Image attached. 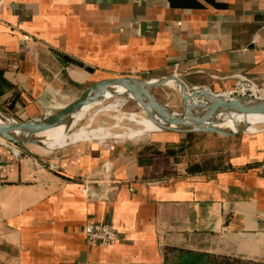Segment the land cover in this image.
Listing matches in <instances>:
<instances>
[{"label": "crops", "instance_id": "obj_1", "mask_svg": "<svg viewBox=\"0 0 264 264\" xmlns=\"http://www.w3.org/2000/svg\"><path fill=\"white\" fill-rule=\"evenodd\" d=\"M169 76L264 98V0H0V113L17 122L105 79ZM150 91L181 111L173 87ZM88 223L108 225L114 243L88 245ZM165 247L264 264V132L48 153L0 139V264H163Z\"/></svg>", "mask_w": 264, "mask_h": 264}, {"label": "water", "instance_id": "obj_2", "mask_svg": "<svg viewBox=\"0 0 264 264\" xmlns=\"http://www.w3.org/2000/svg\"><path fill=\"white\" fill-rule=\"evenodd\" d=\"M164 85L173 87L180 95V112L174 111L152 96L151 89ZM109 99L131 101L140 109L153 126V130L141 138L153 133H212L221 137H232L246 133L247 125L242 123L238 129L226 131L217 128L223 119L235 116H257L264 119V98L258 93L253 95L250 91H245L225 95L213 94L203 87H188L177 76L149 80L121 77L105 79L89 86L75 101L45 119L17 122L0 113V138L22 149L35 147L55 152L73 144L58 145L55 140L79 128L76 126L77 121L75 122L79 114L84 115L92 106ZM256 126H264V122L257 123ZM258 132L264 130L254 129L250 133Z\"/></svg>", "mask_w": 264, "mask_h": 264}, {"label": "rangeland", "instance_id": "obj_3", "mask_svg": "<svg viewBox=\"0 0 264 264\" xmlns=\"http://www.w3.org/2000/svg\"><path fill=\"white\" fill-rule=\"evenodd\" d=\"M161 96L163 97L164 95H161ZM164 97H165V99L167 98L166 96H164ZM175 97L176 96L173 95V97H172V95H171V99L170 100L168 99V100L170 102H173V105L176 106V108H179L180 106L174 100ZM117 101H119V100L109 99V100L104 101L100 104H96V105L92 106L91 108H89L86 111V113L82 116V118L77 122L76 126L77 127H83V128L88 129V130H100V128L101 129L104 128L103 129L104 131L107 130L109 133H114V134H122V133L125 134V133H131V131H129V130H140L141 126L139 124H137V122H135V121H139L140 118H145L144 115L142 114V112L140 111V109L131 101H121V100H120L122 102L121 106L118 108H114L112 105L115 104V102H117ZM178 110H182V109L179 108ZM117 113H119V114H117ZM128 116H129V118L133 116L137 120L133 121V120L129 119ZM125 117H127V118H125ZM111 118H113V119H111ZM115 118L117 121L115 120ZM90 122H91V124H90ZM99 124H101V125L103 124V125L101 126ZM254 129H257V131L264 130V126H256ZM246 133L251 134L250 132H246ZM124 140H135V138H133V139H122V140L117 139V140H111V141L110 140H104L101 142L108 144V143H114V142L124 141ZM80 142H89V141H80ZM91 142H100V141L92 140Z\"/></svg>", "mask_w": 264, "mask_h": 264}, {"label": "bare ground", "instance_id": "obj_4", "mask_svg": "<svg viewBox=\"0 0 264 264\" xmlns=\"http://www.w3.org/2000/svg\"><path fill=\"white\" fill-rule=\"evenodd\" d=\"M253 95L256 94V92H251ZM113 101V100H112ZM109 102V101H108ZM110 103V102H109ZM121 101H117L115 102V104H113L112 106L114 108H118L121 106ZM125 103V102H124ZM107 104V103H106ZM111 104V103H110ZM99 109V108H98ZM103 109V108H102ZM109 110V109H108ZM112 110V109H111ZM96 111V110H95ZM99 111V110H98ZM116 113V112H115ZM108 114V113H107ZM119 114V113H117ZM130 114V113H129ZM126 115V114H125ZM83 114H79L75 120V122L79 121L82 118ZM92 117V116H91ZM124 118V117H123ZM127 118V117H125ZM129 118V116H128ZM90 119V118H89ZM113 119V118H111ZM129 119L135 121L137 119H135L133 116L130 117ZM116 120V118H115ZM119 120V119H118ZM130 120V121H131ZM103 121V120H102ZM108 121V120H107ZM117 121V120H116ZM114 122V121H113ZM122 122V121H121ZM137 122V124H139L141 126L140 130H129L131 131V133H122V134H114L113 133H108L109 135H107L106 137H103L104 135H102L103 133V129L102 130H88L86 128L83 127H79L78 129L72 130V132L67 135V136H63L60 138H56L54 137V139L56 138V144L58 145H63L66 143H75V142H80V141H89L91 142L94 139H98L100 141H102L103 139H107V138H111V139H139L141 138V136L148 134L149 132H151L153 130V126L147 121L146 118H140L139 121H135ZM264 122V119L257 117V116H235L233 118H226L223 119V121L217 125V128L222 129V130H229V131H234L236 129H238V127L240 126V124H246L247 128L245 131L247 132H252L255 128V124H261ZM93 123V122H92ZM91 124V122H90ZM101 125V124H99ZM103 125V124H102ZM101 125V126H102ZM120 127V126H119ZM126 128V127H125ZM101 129V128H100ZM117 129V128H116ZM123 129V128H122ZM125 130V129H124ZM123 130V131H124ZM106 133L108 132L107 130L105 131ZM118 132V131H117ZM103 138V139H102ZM111 141V140H110ZM99 143V142H98ZM39 149V148H38ZM40 151H42L43 153H48L47 150L45 149H40ZM40 155V154H39Z\"/></svg>", "mask_w": 264, "mask_h": 264}, {"label": "trees", "instance_id": "obj_5", "mask_svg": "<svg viewBox=\"0 0 264 264\" xmlns=\"http://www.w3.org/2000/svg\"><path fill=\"white\" fill-rule=\"evenodd\" d=\"M163 264H262L228 256L195 252L174 247L163 250Z\"/></svg>", "mask_w": 264, "mask_h": 264}, {"label": "built area", "instance_id": "obj_6", "mask_svg": "<svg viewBox=\"0 0 264 264\" xmlns=\"http://www.w3.org/2000/svg\"><path fill=\"white\" fill-rule=\"evenodd\" d=\"M245 91H240L237 93H244ZM1 139V138H0ZM5 141V140H4ZM11 146H14L13 144L9 143ZM104 173L106 175V183H107V190L108 192L113 189L112 183L109 180V170L107 168L104 169ZM99 184V183H97ZM81 193L86 196H90V191L88 184H85L84 187L81 190ZM107 193V192H105ZM86 243L90 246L94 245H111L115 241V235L113 230L106 224H95V223H88L85 225L83 230Z\"/></svg>", "mask_w": 264, "mask_h": 264}]
</instances>
